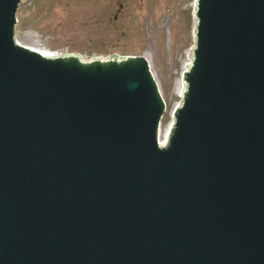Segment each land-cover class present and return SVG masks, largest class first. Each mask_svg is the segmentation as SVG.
Returning <instances> with one entry per match:
<instances>
[{"label":"water","instance_id":"obj_1","mask_svg":"<svg viewBox=\"0 0 264 264\" xmlns=\"http://www.w3.org/2000/svg\"><path fill=\"white\" fill-rule=\"evenodd\" d=\"M0 0V264H264V0H196L181 101L144 56L44 57Z\"/></svg>","mask_w":264,"mask_h":264},{"label":"rangeland","instance_id":"obj_2","mask_svg":"<svg viewBox=\"0 0 264 264\" xmlns=\"http://www.w3.org/2000/svg\"><path fill=\"white\" fill-rule=\"evenodd\" d=\"M195 0H22L15 39L36 44L37 33L51 51L83 60L146 56L166 104L162 133L171 121L182 73L194 48ZM32 37V36H31ZM180 85V86H179Z\"/></svg>","mask_w":264,"mask_h":264},{"label":"bare ground","instance_id":"obj_3","mask_svg":"<svg viewBox=\"0 0 264 264\" xmlns=\"http://www.w3.org/2000/svg\"><path fill=\"white\" fill-rule=\"evenodd\" d=\"M196 1V0H195ZM194 8H195V3H194ZM196 9V8H195ZM16 40V39H15ZM20 45H22V46H24V47H28V48H30V49H32V50H35V51H37V52H39L42 56H44V57H49V56H52V53H51V51L49 50V49H47V48H44V47H42V46H40V45H36V44H26V43H20V42H18ZM144 58L149 62V60H148V58L146 57V56H144ZM185 71H187V70H184L183 71V73L185 72ZM183 85V84H182ZM182 85L178 88V91H177V93L180 95V93H181V90H182ZM180 97H181V95H180ZM179 106V104L178 105H174V107L172 108V111H171V113H170V117H171V121L169 122V124L166 126V128L164 129V131H163V133H162V130H161V127H160V129H159V135H158V142L160 143V142H163L166 138H167V136H168V132H169V127H170V125L173 123V112H174V110L177 108Z\"/></svg>","mask_w":264,"mask_h":264},{"label":"built area","instance_id":"obj_4","mask_svg":"<svg viewBox=\"0 0 264 264\" xmlns=\"http://www.w3.org/2000/svg\"><path fill=\"white\" fill-rule=\"evenodd\" d=\"M16 31V30H15ZM15 33L16 32H14V38H15ZM31 39H32V41H34L35 43H37V44H39L40 46H42V47H44V48H47L46 47V40L44 39H42L41 38V36H39L37 33H34L33 35H28ZM48 49V48H47ZM50 50V49H49ZM51 51V50H50ZM51 53H52V56H56V55H61V54H69V53H67V52H64V51H59V50H55V51H51ZM165 103V102H164ZM165 106H166V104H165Z\"/></svg>","mask_w":264,"mask_h":264}]
</instances>
